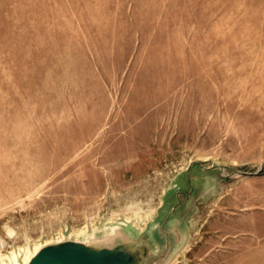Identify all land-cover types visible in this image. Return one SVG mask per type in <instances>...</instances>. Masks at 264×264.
I'll return each instance as SVG.
<instances>
[{
  "label": "rangeland",
  "instance_id": "1",
  "mask_svg": "<svg viewBox=\"0 0 264 264\" xmlns=\"http://www.w3.org/2000/svg\"><path fill=\"white\" fill-rule=\"evenodd\" d=\"M190 161L264 191V0H0L1 257L143 226Z\"/></svg>",
  "mask_w": 264,
  "mask_h": 264
},
{
  "label": "crops",
  "instance_id": "2",
  "mask_svg": "<svg viewBox=\"0 0 264 264\" xmlns=\"http://www.w3.org/2000/svg\"><path fill=\"white\" fill-rule=\"evenodd\" d=\"M195 164L190 161L183 172L202 174L206 166L196 169ZM191 184L196 194L189 209L156 220L158 239L174 251L184 245L174 264H264V191L243 202L203 174ZM155 216L152 210L151 220Z\"/></svg>",
  "mask_w": 264,
  "mask_h": 264
},
{
  "label": "water",
  "instance_id": "3",
  "mask_svg": "<svg viewBox=\"0 0 264 264\" xmlns=\"http://www.w3.org/2000/svg\"><path fill=\"white\" fill-rule=\"evenodd\" d=\"M258 169L253 172H258ZM114 237L118 240L111 244L104 243L106 239ZM105 238H91V241L63 238L46 242L23 264H149L161 254L174 252L165 242L159 243L145 232L131 236L119 228L112 237Z\"/></svg>",
  "mask_w": 264,
  "mask_h": 264
},
{
  "label": "bare ground",
  "instance_id": "4",
  "mask_svg": "<svg viewBox=\"0 0 264 264\" xmlns=\"http://www.w3.org/2000/svg\"><path fill=\"white\" fill-rule=\"evenodd\" d=\"M201 175H202L201 173H196V176L194 175L189 176L188 171H186L180 173V175L176 176L175 178H172L169 183V186L164 190L160 198L159 205L156 207V209L153 210L154 212H156L155 221L151 220L150 218L151 213L150 215L148 214L149 216L148 215L146 216L148 219L144 221L143 226L139 228L133 224L134 222L133 223L129 222L130 220L135 221V219H132L130 217L125 218L123 220L105 221L97 229L95 228V230L93 229V231L84 232L83 238L88 239V238H95L97 236H101L104 238L107 236L112 237V235L116 232L117 229L123 228L131 236H135L140 232H145L152 239L155 238L158 241L161 240V242L163 243L162 239H158L157 236L155 235L156 220L158 221L164 218L165 216H167L169 211L172 214L180 215L181 213L188 210L189 209L188 202L196 194L195 187L191 184V182H194L197 178H200ZM188 194H190L189 198H186ZM134 215L140 216L139 214H137V212H135ZM40 245L41 244H37L35 246H32V248L28 247L27 248L28 250L26 249L22 253H12L11 255L5 257L0 256V264H23L28 260L30 255L35 250H37V248ZM183 246H181L177 251H174L173 255L163 264H174V262L177 260L178 255L182 253V250H184L182 249ZM18 256H20V261L18 259Z\"/></svg>",
  "mask_w": 264,
  "mask_h": 264
}]
</instances>
